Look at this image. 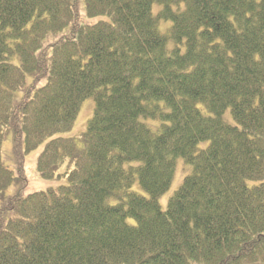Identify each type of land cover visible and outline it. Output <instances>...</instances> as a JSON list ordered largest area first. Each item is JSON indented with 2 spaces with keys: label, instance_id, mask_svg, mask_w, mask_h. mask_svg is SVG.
<instances>
[{
  "label": "trees",
  "instance_id": "trees-1",
  "mask_svg": "<svg viewBox=\"0 0 264 264\" xmlns=\"http://www.w3.org/2000/svg\"><path fill=\"white\" fill-rule=\"evenodd\" d=\"M81 1L0 0V264H264V0Z\"/></svg>",
  "mask_w": 264,
  "mask_h": 264
},
{
  "label": "rangeland",
  "instance_id": "rangeland-1",
  "mask_svg": "<svg viewBox=\"0 0 264 264\" xmlns=\"http://www.w3.org/2000/svg\"><path fill=\"white\" fill-rule=\"evenodd\" d=\"M161 8V5L156 3L153 6V11L154 13H157L158 10ZM80 11L83 15V19L88 22H98L100 19H105L106 17L101 16V17H95V18H87L85 17V3L82 0L80 3ZM62 34V32H61ZM49 40V39H48ZM174 47V42L171 41L169 43V48ZM23 91H18L16 93V99L20 100L22 97ZM95 111V99L94 97H88L86 100L83 101L80 111L78 113V116L74 122V125L72 129L68 132L61 133L59 135L62 136H70V137H76L78 138L81 136L87 129L88 123L91 120V118L94 115ZM227 120L230 122H234L230 113H227L226 115ZM46 142L41 144L38 148L33 150L31 153L28 154L26 158V177L28 178V184L26 188L23 190V193L29 194L34 191H45L51 188H57L58 186L61 185H66L68 184V176L67 173L69 170L73 168V163L71 160H67L65 164L60 168V172L62 173L61 177H56L54 179H44L41 177L38 171V160L39 157L41 156L45 146ZM209 144V142L202 143L200 147H206ZM78 149L83 148V143L78 142ZM13 148H14V142H13V135L12 133L7 134L4 143H3V161L4 163L11 168L12 170L16 169V162L15 158L13 156ZM130 164V163H129ZM131 164H138V162H133ZM191 166L185 161L184 158L179 157L176 161V172L174 175V179L172 182V185L170 186L169 190L166 191L163 195L159 197V202L162 206V208L165 210L168 207V202L171 198V196L175 193V191L181 186L183 183L185 177L191 173ZM15 175L17 176V172L15 170ZM19 189V186L16 183H13L10 185L6 191L5 195H13L15 194ZM132 190L136 191L142 195L149 196V194L146 192V190L143 189V187L140 185L138 181H136L133 186ZM132 221V220H130Z\"/></svg>",
  "mask_w": 264,
  "mask_h": 264
},
{
  "label": "bare ground",
  "instance_id": "bare-ground-1",
  "mask_svg": "<svg viewBox=\"0 0 264 264\" xmlns=\"http://www.w3.org/2000/svg\"><path fill=\"white\" fill-rule=\"evenodd\" d=\"M163 195V194H162Z\"/></svg>",
  "mask_w": 264,
  "mask_h": 264
}]
</instances>
